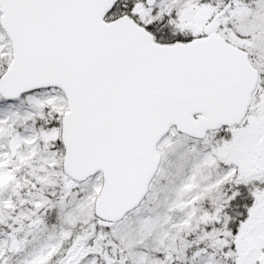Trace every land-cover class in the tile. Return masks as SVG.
Listing matches in <instances>:
<instances>
[{
  "label": "snow or ice",
  "instance_id": "obj_1",
  "mask_svg": "<svg viewBox=\"0 0 264 264\" xmlns=\"http://www.w3.org/2000/svg\"><path fill=\"white\" fill-rule=\"evenodd\" d=\"M0 264H264V0H0Z\"/></svg>",
  "mask_w": 264,
  "mask_h": 264
}]
</instances>
